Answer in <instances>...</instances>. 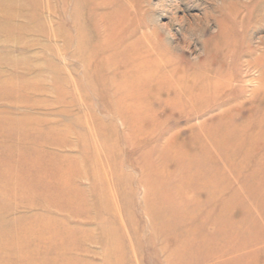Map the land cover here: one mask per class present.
<instances>
[{"label":"rangeland","instance_id":"374dc122","mask_svg":"<svg viewBox=\"0 0 264 264\" xmlns=\"http://www.w3.org/2000/svg\"><path fill=\"white\" fill-rule=\"evenodd\" d=\"M0 135L61 264H264V0H0Z\"/></svg>","mask_w":264,"mask_h":264},{"label":"bare ground","instance_id":"6f19581e","mask_svg":"<svg viewBox=\"0 0 264 264\" xmlns=\"http://www.w3.org/2000/svg\"><path fill=\"white\" fill-rule=\"evenodd\" d=\"M1 121L7 122V120ZM0 139L1 141L5 139L4 135H0ZM12 152L11 146L0 145V166L13 162V157H11ZM6 186L5 192H2V188L0 190L1 219L3 215L7 216L16 211V208L10 209L6 207L5 201L7 196H14V194L17 195L24 192L22 189L23 183L16 184V182H12ZM15 189H18L16 193ZM42 224V222L37 220L0 225V264H61L65 237L64 230L60 224H56L53 221L44 223L43 227ZM180 224L186 225L187 220H184ZM183 245L186 250L190 245L189 239ZM178 250H173L167 261L172 259V264H176L174 258L177 254L186 257L185 252ZM187 261L186 264H190L191 260L187 259Z\"/></svg>","mask_w":264,"mask_h":264}]
</instances>
